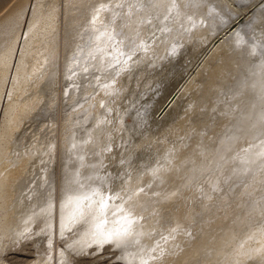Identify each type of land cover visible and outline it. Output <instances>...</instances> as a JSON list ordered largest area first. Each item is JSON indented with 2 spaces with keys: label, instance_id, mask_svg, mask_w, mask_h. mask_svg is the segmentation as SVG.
Masks as SVG:
<instances>
[{
  "label": "rangeland",
  "instance_id": "obj_1",
  "mask_svg": "<svg viewBox=\"0 0 264 264\" xmlns=\"http://www.w3.org/2000/svg\"><path fill=\"white\" fill-rule=\"evenodd\" d=\"M22 1L23 0H0V21L3 23V25H2V23L0 22V35H1L0 36V55L4 52V48H6L7 46L8 47L10 46L8 43L12 42V40L15 38V36L17 35L19 30H20V32H19L20 36L21 37L25 36L26 31H27L29 25L31 24V21H32L33 17L35 16V15H33L34 14L33 10H34L35 4L36 5L38 4L37 0H28L26 11L19 9V4ZM70 1L71 0H42L41 7H40L41 10L44 11V13L47 12L49 14H50V12L52 13V11H54L57 15L56 16L57 18L55 20L57 23L56 22L54 23L53 22L54 20L52 18V21L48 22L46 25V29H48V31L50 29H52V30H50V34L52 33L51 35H49L50 37L53 35L54 36L57 35L55 40H54V41H56V43H55L56 47L51 45V47H53L51 50L49 49L50 47H48L46 53H48L50 56H49V59H48V57L46 58V61H45V59H42V60L38 59L37 61H35V59H34V61L36 62L35 66L39 65V63H43V67H46V65L48 66V72L45 76H43L44 78L47 79V80L45 79L46 81H48V79L53 77L55 71H56V79L60 78L59 77L60 75H61V79L63 78L62 79L63 82L60 81V85L64 86L65 90L62 88L61 94L59 95V97H57L58 98L57 102L61 101V99H62V101L59 103H61L62 104L61 106H63V107H66L65 105L67 104L64 101L65 97L69 96V94H67V90L72 91V89H74V86H72V88H70V89L68 88V86H67L68 81L66 80V76H67L68 72L71 73L70 62H72L74 60L73 58L75 56H73V55L75 53V49L77 48L75 45H73V44L71 45V43L68 40L69 39L68 37H70V35L68 36V34H69L68 31L70 32V28L74 27L75 19L76 18H83V20L85 19V21H87L83 25V28L81 30L82 33L84 32V33H86L85 35H87L88 32L89 33L91 32L90 31L91 26L93 27V25L95 23V19H92L91 17L94 14L97 15L98 13H96V12L102 11L101 10L102 4H106L105 7H103V8H105V9L107 8L106 12H103V13L105 15H109V16L115 15L116 10L119 9L120 4L122 5L123 2L125 3L126 7H123L121 9H127L126 12L128 14L130 13V11L133 8L135 9L138 6H141V8H144V6L147 4V0H142V1L141 0H134V1L133 0H86L82 7H78L74 3H70ZM72 1H74V0H72ZM137 1L138 2L140 1V2L138 3ZM157 1L159 4L165 3L164 0H160V1L157 0ZM207 1L209 2L210 0H207ZM184 2L181 3V5L184 4ZM240 3H238L239 6H240ZM261 3H262V0H250V1L248 0L241 6V8H238V6H237V8L239 10H243V11L246 9L252 10V12H250L249 15H247V17L249 19L247 21H244V22L247 23V26H249L250 29L252 27H254V30L256 29L255 31L258 30L259 32L264 33V31H263L264 30V15L255 14L256 10L264 7V3L263 4H261ZM206 4H207V2H202V6H201V4L199 6H201V8H204V6ZM127 6H129V7H127ZM112 7H113V9H112ZM99 8H101V9H99ZM222 8L225 9V6H222ZM13 11H15V12H13ZM9 13H13L14 17H13V15H11L6 21L3 20L4 21L3 22L2 19L6 15H8ZM215 15H219V13L218 14L216 13ZM41 16H43V15H41ZM21 19H23V20H22L21 26L19 28V24H20L19 21ZM15 22H17V23L15 24ZM11 24H13V25H11ZM52 25H53V27H52ZM1 28H3V29H1ZM86 28L88 30H86ZM5 29L7 31L6 34L4 33ZM40 29H42L41 30L42 33L43 32L46 33L45 32L46 30H44L43 28H40ZM163 29H166V28L163 27ZM250 29H249V31H250ZM63 30H64V32H63ZM59 32H61V33H59ZM62 32H63V34H62ZM3 33H4V35H3ZM119 33H120V30L116 31L115 35H119ZM168 34H169L168 32H165L164 35H162V38L159 37L156 40V42L154 44L155 46L153 45V46H151V48H149L152 51V54L148 58L143 57L144 58L143 59V58L139 57L140 55L143 56L142 54L144 52H146V49H144L140 53H136V55H134L131 58H127L124 55L119 56V54H118L117 57H115V59L112 60V62H116L118 59L120 60L119 61V69L121 68L123 70V72L127 73L130 70V68L132 67L131 68L133 70V75L131 76L132 81H133L132 82V91L131 90H130V92L128 91L126 95L129 96V94L131 95L133 92L131 102H130V104H132L133 107H132V105L130 106L129 104H127L130 108L129 107L127 109L124 108L125 105H124V107L121 106L122 109H120L121 107L119 108V113H121L124 109H125L124 110L125 112L128 111V113H127L128 114V116H127L128 124L129 125L132 124V126L130 128H127L125 130V137H124V139L123 138L121 139L122 145L117 146L115 149H111V152H114V155H110V157H108L109 159H107L105 157H101V160H100V157L97 156V158L99 159L98 162H100V163H102L104 161L107 163V161H110L109 163H107V165L109 164L112 167H110L106 173H104L105 172L104 169L103 170L100 169V172L98 173V174H103L106 178H108L110 176L111 177L110 185H108V186L102 185V187L100 186L98 189H97L96 184L86 186L85 185L86 181L84 179H82V177L79 176L78 173L73 174L71 172V168L75 164L73 162L74 161L73 160V151L75 149V146H73V144L71 142L69 143L68 141L70 140V138L73 137V134L75 131L74 126L72 124L73 119H71V117H70L71 113H73V108H71V109L70 108H68V109L64 108L65 110L61 109L62 115H61L60 121H59L61 124L59 126H61V127H59V126L57 127L58 122L56 120L55 126H52V128H54V129L52 130V128H51V132L47 136L46 140L41 141V139H39V138L34 139V141H33L34 144L32 145V147H34V149H35L34 153H29V152L28 153L27 152L19 153L18 151L14 150L12 148V146L9 148V150H7L5 147L3 148L2 145H1L2 148L0 146V154L4 158V161L7 162L8 160H11V162H13L14 165L17 164V166H19V165H21L20 163L22 160H26V162L23 164L24 167H21L20 170H18L17 175H21L23 177L28 176L26 178H31V177L35 176L36 174H38V175L41 174V176L39 177V183L38 184L32 185L30 183L26 187L27 189L29 187L33 188V190H34L33 195L35 196V198L39 197L38 195H36V194H39V193H36L37 191H46L47 190L46 185L48 182L47 180L49 179V176H48L49 169L51 168L52 170H54L55 168H57V169L60 168L59 169V172H60L59 173L60 174L59 180L60 181L58 182L57 190L54 192V190L56 189L55 188L56 184H55L52 187V190L54 193H50L49 191H47V194L49 195L48 198L49 199L51 198V205L45 206L46 202L49 200L46 197L43 198L41 202L39 200H38V202L34 201L33 202L34 204L32 203L31 206L35 207L36 205H39V207L35 208L38 211L36 213L32 214V216L30 215V213L25 216V212H23L21 209L23 206H26L25 201L30 200L31 193H29L28 195L25 194V196H23L22 194H19V191H21V190L15 192V191H12L11 187L9 188L7 186L9 189L7 187L3 188L2 183L0 184L1 185L0 197L5 198V199H9V203L6 206V208L5 207H4L5 209L0 208V214L2 213L1 215H3L2 218H0L1 222H3V224L2 223H0V224L3 226L0 225V228L2 229L4 226H6V224H5L6 221L7 222L9 221L8 222L9 227H8V231H7L6 235L1 236L2 234H0V237H1V239H0V264H140L139 260L141 262L144 261V262H142V264H152V263L155 264L157 261V260L155 261L156 257L154 255V254H156V251H157L156 248L160 247V245H161L160 248H162L163 245L166 244V242L168 240L171 241L173 238L175 239V241H176V239H179V240H177L178 241L177 245H179V246L183 245V246H181L178 249L174 248L168 254L169 256L174 255L176 252L179 253L182 249L191 250L190 254L188 253L187 257H186V254H184L185 256L184 255L180 256L181 253L177 257L172 256L173 259L177 258V260H175V263H173V264H182V263L183 264H229L230 262H231L230 264H233V263L234 264H244L245 262H246L245 264H247V263L248 264H262V263L258 262V260L260 261L259 256L258 257H256V256H257V253H258V255L260 254V250L264 249V246H263L264 241H263V243H261L262 241L257 242L256 240H258V238L262 235V233H264V229H263V232L260 231V233L258 235L259 237H254V236L258 232V228L264 227V226H262V224H264V220H263L264 219V205H262L261 212L259 210L248 212V209L247 208L245 209V207L247 206V204H249L251 202L250 198L257 197L259 195V193L264 192V185L262 187L258 186V188L254 189L252 191H249L250 190L249 187H251L254 183L258 182L259 178H261V179L264 178V171L261 173L258 172V174H254V177L249 182L250 185L248 184L249 186L246 187V189L242 190L239 193L240 195L236 196V198H235V199H237L236 202H232L230 200H227V201L221 202L219 204L220 205L219 207H217L216 204H214L211 206L207 205L206 208H204V206H202L199 203V197L201 195L197 199H195V197L197 196L195 193L191 194L190 192H183L184 194L182 195L180 193V191L182 190V188H186L183 186H184V184H186L187 181H192L201 175V173L203 171V170L201 171V169L203 168V166L205 168L210 163L211 156H210V158L208 157L206 159V161L203 165H201L202 167L200 170H199V168L196 170H190V169H187L185 166H181L180 168L176 169V173L175 172L174 173H163V174H160V176H158L159 177L158 179H155L153 177H148V178L146 177L145 178V176L149 175L151 172H153V170H157V168L164 167V165L167 163L168 164L166 166H168V165L170 166L171 164H173V159H176L180 153L187 154L189 151H192L191 149H192L194 143H196V144L198 143L196 141L197 135L200 136V138L198 140L202 144L204 143V145L207 144L209 147V146H211L212 143L209 141H205L206 138L211 137L214 134V131H216L219 127L223 126L222 132L216 134V146H219L221 148L225 144V142L228 141L227 144H230V141H232L235 138L233 131L231 132V130H230V128L232 126H233V128H235V130L237 129V133H239L238 137L240 138V141H242L244 139L245 135L247 136L246 133H248V132L251 134L247 137L252 139V136H255V137H253L255 139L258 131L259 130H260L259 132L263 131V125L261 126V128H259L257 130H255V129L253 130V128H251V130H250L249 126L246 124V121H247L246 117L248 116V114H250V109L256 106V105L252 106V103H250V102H254L256 99L259 100L258 98L261 97V96H257L258 93L255 90L260 91L261 93L264 92V85H263L264 81L262 82L263 83L262 85L256 86V88L254 89V91L252 93V95L253 96L256 95V97L251 96L252 100L250 99V102L246 103L245 106H243L244 109L242 108L240 110V112H242V113L239 114L238 116L230 115L231 109L227 105H229L231 102H233V99L236 100V101H234L233 104L238 105V101L240 102L243 99V97L241 98V96L239 94L240 92L238 90V87L240 86L239 82L242 80L241 78L245 74L243 71H241L240 69L237 72H233V70H227L225 73H223L221 78H217L216 83L214 85V88H208L207 82H208L209 78H208V76H205V74L209 73V71L219 70L220 67L223 66L221 57H223V58L227 57L226 53L224 55V51H226V50H224L222 53H220L216 58L209 61L207 69H206V67L204 68V74H202L201 76H199L197 78V80H196L197 85L194 88H192L186 92L185 96H183L182 100L179 102V104H177V106L175 107L173 112L170 114V116L166 120H164L162 122H158L154 119V117L156 116V112L158 111L160 106L170 96V94L180 85V83L185 80V77H187L188 71H190L191 68H193V64L199 59L200 55H202L204 52V49H201L200 51H198V54L197 53L196 54H189L188 57L189 58L192 57V59L188 60L186 57V63H187L186 66L183 67L181 65L179 67H175L173 69V71H171V73L168 75L169 76L168 79L172 80V84L174 83V80H176L175 84H173L172 86L171 85L168 86V88H165L164 92L161 94V97H160L161 99H159L156 103H152L149 105L148 102L150 101V99H148V98H150L151 94L147 95V97H145V95H144L143 96V97H145L144 99H142L141 94L144 93L145 91H150L152 86L161 85V83H160V81H157V78L156 79L153 78L151 83L148 81V77L140 78L142 76V72H140L138 70L141 68H145L147 63L151 62V59L159 56L160 51H162L164 48L163 43L165 42L166 38L168 37ZM178 35H180V33H178L177 36ZM49 36H47V37L42 36L41 37L42 42L36 43L34 45L43 48L44 42L48 38H50ZM57 43H59V44H57ZM30 44H32V42H30L29 45ZM64 45H65V47H64ZM21 48H22V46L19 47V54L21 53L20 52ZM238 48H241V46L240 47L238 46ZM17 50H18V48H17ZM263 51L264 50L260 51V56H264ZM109 52H111V50ZM19 54H18V56H19ZM182 55L184 57V56H186V53L183 52V53H181L180 57L179 56L178 57L181 59ZM50 57H51V59H50ZM219 57H220V59H219ZM47 60H48V63H47ZM127 61H129V62H127ZM262 62H264V60L260 61V62H256V65H254V68L252 69L253 72H249V74H248L249 78L253 79V77H254L256 79V77L259 78V76L264 75L262 73L263 71L259 70L262 67V65H264V63H262ZM135 63L136 64L138 63V65H136ZM200 63L201 62H197L196 67H198L200 65ZM253 63H254V60H251V65H253ZM16 64H15V67L17 66ZM259 64L261 65V67ZM13 66L10 69L6 83H4L3 89L1 90L3 92L2 103H6L8 100V96H10L9 94H11V93L13 94L19 86L18 85L19 81L17 79L19 72L17 70L14 71L16 68H13ZM189 67H191V68H189ZM236 67L239 68L238 65ZM59 68H61V72L63 74L59 73V71H58V70H60ZM111 69H114V67H112ZM127 69H128V71H127ZM62 70H64V71H62ZM50 75H51V77H50ZM170 77H172V78H170ZM247 79H244V80H247ZM54 80H55V78H54ZM250 81L251 80L249 79L248 80L249 84H250ZM39 84H41V83H38V85ZM46 84H47V82L44 83L43 86L40 87V89H42L44 91L45 90L44 87ZM234 85H235V87H234ZM160 87H162V86H160ZM164 87H163V89H164ZM232 88L234 89L233 91L231 90ZM42 90H41V92H42ZM63 90H64V92H63ZM4 91H6V92H4ZM250 91H251V89H250ZM232 92H234V93L231 94ZM237 92H239V93H237ZM12 94H11V97H12ZM72 95H74V92L70 96H72ZM236 95H238L239 98H237L238 96H236ZM224 97H226V98H224ZM111 98H112V96H111ZM46 104L47 103L45 102V100H43V102L41 104L42 105L41 108L43 109V107ZM152 105H154V107ZM249 105H250V107H249ZM149 106L151 108V111H150ZM95 107L97 108L98 106L96 105ZM41 108H39V110L36 112L37 114L40 113ZM100 108H101L100 112H102L104 107L101 106ZM133 109H136L135 115L133 114V112H131ZM124 111H123V113H125ZM145 111L146 112L147 111L152 112L151 118L149 117L150 115H145L146 114ZM26 113H27V111H26ZM203 113H204V116H202ZM119 115H122V113ZM254 115L252 117L253 119L251 118L250 121L255 122V120L259 117V116L257 117L256 114H254ZM201 119H203V120H201ZM204 119H206L208 121L205 122L206 120H204ZM193 129H198V133L197 132L195 133L193 131ZM181 131H183L184 134L179 135V133ZM186 132H187V134H186ZM174 133H178V134L175 135ZM51 134H52V136H50ZM194 135H195V138L193 137ZM261 137L258 139L257 142H259L261 140ZM248 141H250V140L248 139ZM101 143H102L101 139L97 140L94 143V146L97 148H100L102 146ZM103 143H105L104 140H103ZM99 145H100V147H99ZM204 145L200 146L201 149L206 146V145L205 146ZM58 148H60L61 150ZM1 149H3L4 153L2 152ZM225 152H226V150H225ZM225 152L220 155V158H218V164H220V162L222 160H224ZM191 153H189L190 156H189V154L187 155L188 157L186 156V158H185L186 161L188 159H190V157H191L190 160L197 159V157L195 156V158H194V156L191 155ZM95 154L96 153L93 151V153L91 155L88 154L87 157L89 158L91 156H95ZM59 156L61 157V159ZM2 157L0 159V163L2 162V159H3ZM5 159H8V160H5ZM102 159H103V161H102ZM19 160H21V161H19ZM70 160H71V162L69 163ZM185 160H183V162ZM11 162L9 161L7 163H11ZM127 162L130 164V166H128V167L125 166V164ZM262 164H259V166H262ZM2 167H3V165H2ZM24 168H26V169H24ZM160 169H162V168H160ZM229 169H232V168L230 167ZM60 170L62 171V173ZM110 170H113V171L110 172ZM46 171H48V172L46 173ZM225 171H227V170L225 169ZM259 171H262V170H259ZM67 173H69V174L72 173V176L68 177ZM108 173H110L111 175H109ZM216 173H218L220 175V177L222 176L221 171H217ZM55 175H56V172L54 174L53 182L56 181ZM256 176H257V178H256ZM79 177H81V179ZM70 178H71V181H70ZM16 179L17 178H15L14 180H16ZM166 179H169V180H166ZM14 180H13V182H14ZM65 180H67V181L65 182ZM74 180L76 183L74 182ZM243 181L248 182L249 180H243ZM129 182L130 183L135 182V185H133V187H127L126 189H123V190L120 186H118L119 184L120 185H123L126 183L130 184ZM149 182H152L153 184L149 183ZM143 184H145V185H143ZM30 185H32V186H30ZM68 185H70V186H68ZM137 185L139 188L137 187ZM199 185H200V188H199V190H200L205 186V181H204V184H199ZM242 187H244V186H241L240 188H242ZM36 188L38 190H36ZM114 188H115V190H113ZM135 188H137V189H135ZM6 189H7V191H6ZM15 189L16 188H14V190ZM60 189H61V191H60ZM161 189H163V190H161ZM257 190H259V191L257 192ZM176 191H177V193L179 192L180 194L179 193L177 194ZM202 191H203V189H202ZM205 192H203L202 195L205 196ZM245 192H247V193L245 194ZM251 192H252V194H251ZM138 193H139V195L137 196ZM2 194H3V196H2ZM4 194L6 195L5 197H4ZM10 194H11V197H10ZM57 194L59 195V197ZM13 195H14V197H12ZM249 195H251L252 197ZM234 196L232 195L233 198H234ZM248 197H250V198H248ZM180 198H182L183 202H180L181 201ZM241 198H243L242 199L243 201L239 200ZM246 198H248V199H246ZM59 199H60V201H59ZM44 200H45V203L43 204L42 202ZM70 200H73V201L76 200V201L69 204ZM215 200L217 202H220L223 199L216 198ZM160 201H162L164 204H160ZM262 201H264V200H262ZM174 202H176L177 204H174ZM150 203H151V205H150ZM154 204H156L157 206ZM169 204L171 205V207ZM186 204H187V206H186ZM119 205H121V206H119ZM153 205H154V207H153ZM101 206L105 207L106 208L105 210H107L105 212L106 213L105 214L106 215L105 216V221H106L105 225H107L106 229L111 227V223H113V225H115V226L116 225L118 226V227H115L114 229H107L106 230V231L113 230V233H114V235H108L107 236L108 238L106 236H104V234L97 233V232L96 233L98 235H100L99 238L92 236L93 229H94V226H92V223H93L92 218L96 217L98 215V213H96V210ZM140 209L142 211H140ZM155 209H157V210H155ZM237 209H239L238 216L234 212V210H237ZM31 210H33V209H31ZM120 210H121L120 214L124 219H125V217L127 218V217L131 216V214L135 213V212H136L135 215L138 216V217H136L133 214V216H135V219L132 223L131 230L128 232L126 230L123 231V229H127L126 226H128L129 224H127V223L124 224L123 223L124 220H122V219L120 221H117L116 218L114 217V214L116 215L117 214L116 212H118ZM146 210H147V212H146ZM151 211H153V212H151ZM254 213H256V214H254ZM227 214H230V216L228 215V217H227L226 216ZM261 214H262V216H261ZM158 216H160V217H158ZM161 216H162V218H161ZM236 216H237V220H235ZM4 217H5V219H4ZM8 217H10V218H8ZM11 217L13 218L12 220H11ZM153 218L156 220H154ZM228 218H230V221H232V222H230L232 227L230 226L228 229H226V226L229 223ZM225 220H227V221L225 222ZM89 221H91V222H89ZM240 221H241V223H240ZM220 222L223 224H220ZM209 223L211 224V226L209 227V228H211V232L209 231L210 229L207 228V225H209ZM204 224H206V225H204ZM218 224H219V226H218ZM71 225H73V226L71 227ZM237 226H239V228L242 227L241 228L242 230H240L238 232L236 230H233L234 227H237ZM18 227H19V229H18ZM121 227H122V229H121ZM173 227H175V228H173ZM214 227L216 229H219V230L214 232L215 235H212V231H213L212 229H214ZM1 229H0V231L3 232ZM9 229L12 231H10ZM27 229H28V231H27ZM175 229H177L178 231ZM180 229H182V230H180ZM171 230L172 231L175 230L177 232H179V230H180V233H177V234H175L173 232L170 233ZM229 230L231 231V234L234 236V240H232L233 237L227 238L225 236V234H226L225 232L229 233L230 232ZM87 232H88V234H87ZM85 234L88 237H89V235L91 237H89L87 240ZM170 234H172V235H170ZM176 235H177V237H176ZM180 236H181V239H180ZM183 236L184 237L186 236V237L184 238ZM4 237H6V238H4ZM9 237H11V238H9ZM250 237H254L253 238V239H255L254 242H251ZM118 238L119 239L121 238L122 240L120 239L121 241L119 242ZM204 238L205 239H207V238L212 239L213 240L212 245L203 253L198 254V255H193V253L195 252V249L201 244V242H202V240H204ZM165 239H167V240H165ZM228 239L231 241H229ZM163 241H165L164 244H163ZM256 242L259 244H257ZM254 243H256V245L252 246V244H254ZM216 244H217V247H216ZM258 245H259V247L257 248L256 246H258ZM260 245L262 247H260ZM152 246H154V248ZM250 246L252 248L254 247V249H252ZM3 248H5V249H3ZM149 249H150V251L151 250L152 251L150 252ZM250 250L252 252H250ZM152 252H154V253L151 254ZM242 252H243L244 256H242ZM148 253H150V254H148ZM240 255L242 258L240 257ZM149 256H151V259L149 258ZM233 257H235V258H233ZM145 258H146V260H145ZM168 258H166V260H170V258L169 259ZM152 259H153V261H152ZM232 259L235 262H233ZM166 260H165V258L161 259L159 261L160 262L159 264H165ZM147 261H148V263H147ZM149 261H151V262L149 263Z\"/></svg>",
  "mask_w": 264,
  "mask_h": 264
},
{
  "label": "bare ground",
  "instance_id": "obj_2",
  "mask_svg": "<svg viewBox=\"0 0 264 264\" xmlns=\"http://www.w3.org/2000/svg\"><path fill=\"white\" fill-rule=\"evenodd\" d=\"M85 1L86 0H74V1L71 0L70 3H74L78 7H82L83 4L85 3ZM164 1H165V3L159 4L157 0H150V1L147 0V4L144 6V8H141V6H138L137 8L134 9L132 7L133 9L130 11L129 14L126 12L127 9H121L123 7H126L125 3L123 2L122 5L120 4L119 9L116 10V12L114 11L115 15H110V16L105 15L103 13V12H106L107 8L106 9L103 8V7H105L106 4H102V9L99 8L102 11L96 12L98 14L97 15L94 14L91 17L92 19H95V23H94L93 27L91 26V30H90L91 32L90 33L88 32L87 35H85L86 33H84V32L82 33V31H81L83 28V25L87 21H85V19L83 20V18H76L75 19L74 27L71 26L72 28H70V32L68 31V33H69L68 36L70 35V37H68L69 38L68 40L71 43V45L73 44L77 48L76 49L74 48L75 53L73 52L74 53L73 56H75V57L73 58L74 60L72 62H70L71 70L70 69L69 70L71 71V73L68 72L67 76L65 75L66 80L68 81V83H67L68 88L70 89V88H72V86H74V89H72V91L67 90V94H69V96L65 97L64 101L67 104L65 105L66 107H63V106H61L62 104L59 103L62 101V99H61V101L57 102V99H58L57 97H59V95L61 94L62 88L64 89V86L60 85V81H62V79H63V78L61 79V75L59 76L60 78L56 79V71H55L53 77L48 79V81H46L47 79L44 78L43 76H45L47 74L48 66L46 65V67H43V63H39V65L35 66L36 65L35 61H37L38 59L39 60L45 59V61H46L47 57L49 59L50 55L48 53H46L47 49H48V47H50L49 49L51 50L53 48V47H51V45L52 46L56 45L55 44L56 41H54V40L57 36V35L56 36L53 35L54 37L53 36L50 37L49 35L52 34V33L50 34V30H52V29H50L49 31H48V29H46L47 23L51 22L52 18L54 20L53 22L54 23L56 22L55 21L57 18L56 13L54 11H52V13L50 12V14L47 12L44 13V11H42L40 8L42 0H37L38 4L37 5L35 4L34 10H33L34 11L33 15H35V16L33 17L31 24L29 25V27L26 31L25 36L21 37L19 34V32H20V30H19L17 35L15 36V38L12 40V42L8 43L10 46L8 47L5 44L7 47L4 48V52L0 55V146L2 145L3 148L5 147L7 150H9V148L12 146V148L14 150L18 151L19 153H24V152L34 153L35 149H34V147H32V145L34 144V142H33L34 139L39 138V139H41V141L46 140L47 136L51 132L52 126H55V121L57 120V122H58L57 127L59 125H61L59 122L60 117L62 115L61 109L73 108V113H71L70 117H71V119H73L72 124L74 126L75 131H74L73 137L70 138V140L68 141L69 143L71 142L73 144V146H75V149L73 148L74 149V151H73V160L74 161L73 162L75 164L71 168V172L73 174L78 173L79 176H81L82 179H84L86 181V184H85L86 186L96 184L97 189H98L100 186L102 187V185H107V186L110 185V183H111V177L110 176L108 178H106L103 174H98L100 172V169H102V170L104 169V171H105L104 173H106L109 170V168L112 167L109 164L107 165V163H109L110 161H107V163L105 161H104L105 163L104 162L100 163V162H98L99 159L97 158V156L100 157V160H101V157H105V158L109 159L108 157H110V155H114V152H111V149H115L117 146L122 145L121 139L122 138L124 139V137H125V130L127 128H130L132 126V124L131 125L128 124V120H127L128 119L127 118L128 111L125 112L124 111L125 109H124L123 111L125 113H123V111H122L121 112L122 115H119V114H121V113H119V108L121 106L124 107V105H125L124 108L127 109L129 107L127 104H129L131 106L132 104H130V102H131V98L133 95V92L131 95L129 94V96L126 95L128 91L129 92H130V90L132 91V82H133L132 78H131V76L133 75V70L131 69L132 67L130 68L129 71L127 69V71H128L127 73L123 72V70L121 68L119 69V61L120 60L118 59L116 62H112V60L115 59V57H117L118 54H119V56L124 55L127 58H131L134 55H136V53H140L144 49H146V52H144L142 54L143 56L140 55L139 57L140 58H143V57L148 58L152 54V51L149 48H151V46H153L155 44L156 40L159 37L162 38V35H164L165 32H168L169 34H168V37L166 38L165 42L163 43L164 48L162 51H160L159 56L151 59V62L147 63L145 68H141L138 70V71L142 72V76L140 78L148 77V81L150 83L152 82L153 78L154 79L157 78V81H160V83H161V85L152 86L150 91H145L144 93L141 94L142 99L147 97V95L151 94L150 98H148V99H150V101L148 102L149 105L152 103H156L159 99H161L160 98L161 94L164 92L165 88H168V86H170V85L172 86L173 84H175L176 80H174V83L172 84V80L168 79L169 78L168 75L171 73V71H173V69L175 67H179L181 65L183 67L186 66V64H187L186 63V57L188 60L192 59V57L191 58L188 57L189 54H196V53L198 54V51H200L201 49H204V52L202 55H200L199 59L193 64V68L189 67V68H191V70L188 71L187 77H185V80L180 83V85L170 94V96L160 106V108L156 112V116L154 117V119L158 122H162V121L166 120L170 116V114L173 112V110L175 109L177 104H179V102L182 100L183 96H185L186 92L188 90L194 88L197 85L196 80L199 76L204 74V68L206 67V69H207L209 61L216 58L224 50H226V51H224V55L226 53L227 57H224V58L221 57L223 66L220 67L219 70L209 71V73L205 74V76H208V78H209L208 82H207L208 88H214V85L216 83L217 78H221L223 73H225L227 70H233V72H237L240 69L241 71H243L245 74L241 78L242 80L239 82L240 86L238 87V90L240 93L237 92L240 94L241 98L243 97V99L240 102L238 101V105H235L233 103L236 100L232 98L233 102L230 103L231 105L229 103H228L229 105H227L231 109L230 115L238 116L239 114H241L242 112H240V110L242 108L244 109L243 106H245L246 103L250 102V99L252 100L251 96H253L252 93H253L254 89L256 88V86L262 85L263 84L262 82L264 81V75L259 76V78L256 77V79L254 77H253V79L249 78V76H248L249 72H253L252 69L254 68V65H256V62H260V61L264 60V56H260V51L264 50V33L259 32L258 30L255 31L256 29L254 30V27H252L250 29V27L247 26V23L244 22V21H247L249 19L247 17V15H249V13L252 12V10L246 9L243 11V10L238 9V8H241V6L248 0H237V1L236 0L235 1L234 0H231V1L230 0H210L209 2L207 0H164ZM27 2H28V0H23L19 4V9L26 11ZM183 2H184V4L181 5V3H183ZM202 2H207V4L204 6V8H201ZM238 3H240V6L238 5ZM263 3H264V0H262L261 4H263ZM200 4H201V6H199ZM222 6H225V9H223L224 7L222 8ZM237 6H238V8H237ZM127 7H129V6H127ZM112 9H113V7H112ZM13 12H15V11H13ZM216 13L217 14L219 13V15H215ZM255 14L264 15V7L256 10ZM11 15H13V13H9L8 15H6L7 17L5 16L6 18L4 17L2 19V21L3 20L6 21ZM41 15H43V16H41ZM13 17H14V15H13ZM22 20L23 19H21L19 21L20 22L19 28L21 26ZM16 23L17 22H15V24ZM2 25H3V23H2ZM11 25H13V24H11ZM52 27H53V25H52ZM163 27H165L166 29H163ZM40 28H43L44 30H46L45 31L46 33H44V32L42 33L41 32L42 29H40ZM1 29H3V28H1ZM249 29H250V31H249ZM86 30H88V29L86 28ZM118 30H120L119 35H115L116 31H118ZM63 32H64V30H63ZM63 32H62V34H63ZM4 33L5 34L7 33L6 29H5ZM4 33H3V35H4ZM59 33H61V32H59ZM178 33H180V35L177 36ZM42 36H44V37L49 36L50 37L44 42L43 48L34 45L36 43L42 42V40H41ZM30 42H32V44L29 45ZM57 44H59V43H57ZM20 46H22V48L20 51L21 53L19 54V47ZM238 46L239 47L241 46V48H238ZM64 47H65V45H64ZM17 48H18V50H17ZM110 50H111V52H109ZM183 52L186 53V56L183 57V55H182L181 59H180L179 57H180L181 53H183ZM18 54H19V56H18ZM34 59H35V61H34ZM50 59H51V57H50ZM219 59H220V57H219ZM251 60H254L253 65H251ZM127 62H129V61H127ZM197 62H201L198 67H196ZM47 63H48V60H47ZM262 63H264V62H262ZM15 64L17 65L16 67H15ZM136 65H138V63ZM237 65L239 66V68L236 67ZM12 66H13V68H16L14 71L17 70L19 72V75L17 77V79L19 81L18 82L19 86L17 85L18 88L15 90V92L13 94L11 93L12 97H11V94H9L10 96H8L7 102L2 103L3 92L1 90L3 89L4 83H6L9 71L12 68ZM112 67H114V69H111ZM260 67H261V65H260ZM59 69L60 70H58V71L61 74L62 73L61 68H59ZM259 70H262L263 71L262 73L264 74V65H262V67ZM62 71H64V70H62ZM50 77H51V75H50ZM54 78H55V80H54ZM170 78H172V77H170ZM244 79H247V80H244ZM249 79L251 80L250 84L248 83ZM46 82H47V84L45 85V87H44L45 90L43 91L42 89H40V87L43 86V84ZM38 83H41V84L38 85ZM160 86H162V87H160ZM163 87H164V89H163ZM234 87H235V85H234ZM250 89H251V91H250ZM41 90H42V92H41ZM64 90H63V92H64ZM231 90L233 91L234 89L232 88ZM255 91L258 93L257 96H261V97L258 98L259 100L256 99L254 102H250V103H252V106H254V105H256V106L250 109V114H248V116L246 117V120H247L246 124L249 126L250 130H251V128H253V130L254 129L257 130V129L261 128V126L263 125V131L259 132L260 131L259 130L258 133L256 134L255 139L253 138L255 136H252V139L248 138L247 136H249L251 134L248 132V133H246L247 136L245 135L244 139L242 141H240V138L238 137L239 133H237V129L235 130V128H233V126H232L230 128V130H231V132L233 131L235 138L232 141H230V144H227L228 143V141H227L220 148L219 146H216V134L222 132L223 126L219 127L216 131H214V134L211 137H208L205 140V141L211 142L212 143L211 146L208 147L207 144H205L206 146L204 145V143L202 144L198 140L200 138V136L197 135V140L196 139L195 140L198 143L197 144L194 143V145L191 149L192 151H189L187 154L180 153L176 159H173V164H171L170 166L169 165L166 166L168 164L167 163L164 165V167H160L162 169L157 168V170H153V172H151L149 174L150 176L147 175V176H145V178L146 177L147 178L153 177L155 179H158L159 178L158 176H160V174L174 173V172L176 173V169L180 168L181 166H185L187 169H190V170H196L198 168L200 170L202 167L201 165H203L205 163L206 159L208 157L210 158V156H211L210 163L205 168L203 166V168L201 169V171L203 170L201 175L192 181H187L186 184H184V186H183L186 188H182L180 193L182 195L184 194L183 192H190L191 194L195 193L197 195L196 197L194 196L195 199H197L201 195L199 197V203L202 206H204V208H206L207 205L211 206L214 204H216V206L219 207L220 206L219 204L221 202L227 201V200H230L232 202H236L237 201V199H235L236 196L240 195L239 193L242 190L246 189V187H248L250 185L249 182L254 177V174H258V172L261 173L264 171L263 170L264 169V92L261 93L260 91H257V90H255ZM4 92H6V91H4ZM73 92H74V95L70 96ZM233 93L234 92H232L231 94H233ZM144 95H145V97H143ZM238 95H236V96H238ZM111 96H112V98H111ZM253 97H256V95H254ZM224 98H226V97H224ZM237 98H239V96ZM43 100H45V102L47 104L42 109L41 104H42ZM96 105L98 106L97 108L95 107ZM154 105H152V106L154 107ZM101 106L104 107L102 112H100ZM132 107H133V105H132ZM249 107H250V105H249ZM39 108H41L42 110L40 109V113L37 114L36 112L39 110ZM149 108H150V106H149ZM120 109H122V107ZM133 110L131 112H133V114L135 115L136 109H133ZM26 111H27V113H26ZM150 111H151V108H150ZM150 111H147V112L145 111L146 112L145 115H150L149 117L151 118L152 112H150ZM204 113L202 116H204ZM254 114H256L257 117L259 116L255 120V122L250 121V119L253 117ZM201 120H203V119H201ZM204 120H206V119H204ZM207 121L208 120H206L205 122H207ZM59 127H61V126H59ZM53 129L54 128H52V130ZM193 131L195 133L196 132L198 133V129H193ZM178 133H174V134L176 135ZM182 134H184L183 131H181L179 133V135H182ZM186 134H187V132H186ZM50 136H52V134ZM193 137L195 138V135ZM260 137H261V140L259 142H257ZM100 139L102 142L101 143L102 146L100 147V145H99L100 148H97L94 146V143ZM248 139L250 141H248ZM103 140L105 141V143H103ZM202 145H204L205 147H203L201 149L200 146H202ZM2 146H1V148H2ZM60 148H58V149H60ZM1 150L3 152V149H1ZM225 150H226V152H225ZM93 151L96 153L95 156H91L88 158L87 157L88 154L91 155L93 153ZM224 152H225V154H224L225 158H224V160H222L220 162V164H218V158H220V155ZM189 153H191V155H193L194 158L196 156L197 159L190 160L191 159V157H190V159H188L186 161L185 158ZM0 156H1V154H0ZM189 156H190V154H189ZM1 157H0V159H1ZM60 159H61V157H60ZM5 160H8V159H5ZM183 160H185V161L183 162ZM9 161L11 162V160H8L7 162H9ZM19 161H21V160H19ZM102 161H103V159H102ZM7 162L4 161V158H3L2 162L0 163V184L2 183L3 188L7 187V186L9 188L11 187L12 191H15V192L21 190V191H19V194H22L23 196H25V194L28 195L29 193H31L30 200H26L25 201L26 206L22 205L23 207L21 209L23 212H25V216L29 213L32 216V214H34L38 211L35 208H38L39 205H36V206L34 205L35 207H32L31 204L34 201L38 202V200L41 202L42 199L45 197L48 198L49 195L47 194V191H49L50 193H54L57 190L58 182L60 181L59 180V177H60L59 176L60 175L59 169L60 168L59 169L55 168L54 170H52L50 168L49 172L46 171V173L47 172L49 173L48 174L49 179L48 180L46 179L48 181L47 185H46L47 190L46 191H37L36 193H39V194H36V195H38L39 197L35 198V196L33 195L34 194L33 188L29 187L27 189L26 187L30 183L32 185L38 184L39 183V177L41 176V174L40 175L36 174L35 176H33L31 178H26L28 176L23 177L21 175H17L18 170H20L21 167H24L23 164L26 162V160H22L20 163L21 165H19V166H17V164L14 165L13 162H11V163H7ZM70 162H71V160L69 161V163ZM259 164H262V166H259ZM2 165H3V167H2ZM125 166L128 167V166H130V164L127 162L125 164ZM230 167L232 169H229ZM24 169H26V168H24ZM225 169L227 171H225ZM259 170H262V171H259ZM112 171L113 170H110V172H112ZM217 171H221V173H222L221 177L218 173H216ZM55 172H56V175H55L56 176V181H55L56 183L53 182ZM61 173H62V171H61ZM72 173H70V174L67 173V176L68 177L72 176ZM108 174L111 175L110 173H108ZM81 177H79V178L81 179ZM15 178H17V179L14 180ZM256 178H257V176H256ZM13 180H14V182H13ZM166 180H169V179H166ZM243 180H249V181L245 182ZM258 180H259L258 182L254 183L251 187H249V189H250L249 191H252V190L258 188V186L262 187L264 185V178L263 179L259 178ZM66 181L67 180H65V182ZM70 181H71V178H70ZM204 181H205V186H204L205 188L201 185L203 187L202 188L203 191H202V189L199 190V188H200L199 184H204ZM74 182H75V180H74ZM149 183H152V182H149ZM32 185H30V186H32ZM54 185L56 186L55 187L56 189L53 192L52 187ZM133 185H135V182L130 183V184L126 183L123 185L119 184L118 186H120L123 190V189H126L127 187H133ZM138 185H137V187H138ZM143 185H145V184H143ZM68 186H70V185H68ZM241 186H244V187L240 188ZM0 187H1V185H0ZM14 188H16V189L14 190ZM37 188H36V190H38ZM135 189H137V188H135ZM113 190H115V188ZM161 190H163V189H161ZM6 191H7V189H6ZM60 191H61V189H60ZM177 191H176V193H177ZM258 191L259 190H257V192ZM203 192H205V196L202 195ZM246 193L247 192H245V194ZM251 194H252V192H251ZM138 195H139V193L137 194V196ZM232 195L233 196L235 195L234 198L232 197ZM2 196H3V194H2ZM5 196L6 195L4 194V197ZM249 196H251V195H249ZM263 196H264V192L259 193V195L257 197H254V198L248 197L251 199V202L249 204H247L245 209L247 208L248 212H252V211H256V210H259L261 212L262 205H264V201H262V200H264ZM10 197H11V194H10ZM12 197H14V195ZM58 197H59V195H58ZM216 198H220L223 200L220 202H217L215 200ZM248 198H246V199H248ZM4 199L5 198L0 197V208H4V207L6 208V206L9 203V199H5V200ZM180 199H181L180 202H183L182 198H180ZM242 199L243 198H241L239 200L243 201ZM59 201H60V199H59ZM75 201L70 200L69 204L73 203ZM42 203L44 204L45 200ZM160 204H164V203L162 201H160ZM174 204H177V203L174 202ZM48 205L49 206L51 205V198L45 204V206H48ZM150 205H151V203H150ZM154 205H156V204H154ZM154 205H153V207H154ZM119 206H121V205H119ZM186 206H187V204H186ZM170 207H171V205H170ZM31 209H33V210H31ZM105 209H106L105 207H102V206L99 207L96 210V213H98V215L96 217L92 218L93 219L92 226H94L93 234H92L93 237L99 238L100 235H98L97 233L104 234V236H106V237L108 235H114L113 230H111V231H106V230L107 229H114L115 227H118L117 225L115 226V225H113V223H111V227L106 229L107 225H105V222H106L105 221V216H106L105 212L107 210H105ZM155 210H157V209H155ZM140 211H142V210L140 209ZM120 212H121V210L116 212L117 214L116 215L114 214V217L116 218L117 221H120L122 219V220H124V222H123L124 224L125 223L129 224L128 226H126L127 229H123V231L126 230L128 232L131 230V226H132V223L135 219L136 212L132 213L131 216H129L127 218L125 217V219L121 216ZM146 212H147V210H146ZM151 212H153V211H151ZM234 212L238 216L239 209L234 210ZM256 213H254V214H256ZM1 214H0V218H2V216H3ZM133 214L135 216H133ZM228 215L230 216V214H227L226 216L228 217ZM237 216L235 217V220H237ZM261 216H262V214H261ZM136 217H138V216H136ZM158 217H160V216H158ZM8 218H10V217H8ZM161 218H162V216H161ZM4 219H5V217H4ZM12 219L13 218L11 217V220ZM154 220H156V219H154ZM91 221H89V222H91ZM226 221L227 220H225V222ZM8 222L6 221V223H5L6 226H4L2 229L0 228L3 231V232L0 231V234H2L1 236L6 235V233L8 231V227H9ZM228 222L229 223L226 226V229H228L231 226L230 222H232V221H230V218H228ZM0 223L3 224V222H1V220H0ZM240 223H241V221H240ZM220 224H223V223L220 222ZM204 225H206V224H204ZM1 226H3V225H1ZM72 226L73 225H71V227ZM210 226H211V224L209 223V225H207V228H209ZM218 226H219V224H218ZM262 226H264V224H262ZM173 228H175V227H173ZM241 228H239V226H237V227H234L233 230H236L238 232V231L242 230ZM18 229H19V227H18ZM121 229H122V227H121ZM209 229H210L209 231L211 232V228H209ZM263 229H264V227L258 228V232L255 234L254 237H259L258 235H259L260 231L263 232ZM175 230H177V229H175ZM175 230H173V231L171 230L170 233L173 232V233L177 234V233H180V230H182V229H180L179 232H177L178 230L177 231H175ZM212 230H213L212 235H215L214 232L218 231L219 229H216L214 227V229H212ZM10 231H12V230H10ZM27 231H28V229H27ZM225 233H226L225 236L227 238L233 237L232 240H234V236L231 234V231L229 233L228 232H225ZM87 234H88V232H87ZM170 235H172V234H170ZM89 237H91V236L89 235ZM89 237L86 235L87 240ZM176 237H177V235H176ZM254 237H250L251 242H254V240H255V239H253ZM4 238H6V237H4ZM9 238H11V237H9ZM205 238H204V240H202L201 244L198 247L196 246L197 248L195 249V252L193 253V255H198V254L203 253L212 245L213 240L209 239V238H207V239H205ZM0 239H1V237H0ZM120 239H119V242L122 240V239L121 240ZM180 239H181V236H180ZM165 240H167V239H165ZM172 240L171 241L168 240L166 242V244H164L165 241H163V244H164L163 247L160 248L161 247V245H160V247L156 248L157 251L155 250L156 254H154V255L156 257L155 261L157 260L156 263L158 262L157 264L160 263L159 261L161 259L165 258V260H166V258H168V257L170 258V260H166L165 264H173V263H175V260H177V258L173 259V257H177L180 253H181L180 256L186 254V257L188 255V253L190 254L191 250L182 249L179 253L176 252L174 255H172L173 257L169 256L168 254L174 248L178 249L181 246H183V245H181V246L177 245V243H178L177 240H179V239H176V241H175V239L173 238ZM229 241H231V240H229ZM256 241L257 242L262 241L261 243H263L264 233H262V235ZM256 243L252 244V246L256 245ZM257 244H259V243H257ZM152 247L154 248V246H152ZM216 247H217V244H216ZM256 247L258 248L259 245ZM260 247H262V246L260 245ZM3 249H5V248H3ZM252 249H254V247ZM149 251H150V249H149ZM250 252H252V251L250 250ZM153 253L154 252H152L151 254H153ZM148 254H150V253H148ZM242 256H244L243 252H242ZM258 256L260 259V261L258 260V262L264 264V261H263L264 260V249L260 250L259 255L257 253L256 257H258ZM240 257H241V255H240ZM149 258L151 259V256H149ZM233 258H235V257H233ZM153 259H152V261H153ZM145 260H146V258H145ZM232 261H233V259H232ZM139 262H140V264H142V262H144V261L141 262L139 260ZM150 262L151 261H149V263ZM233 262H235V261H233ZM147 263H148V261H147Z\"/></svg>",
  "mask_w": 264,
  "mask_h": 264
}]
</instances>
